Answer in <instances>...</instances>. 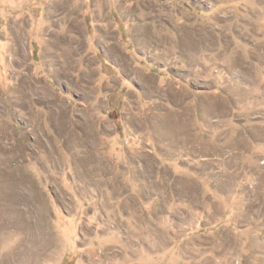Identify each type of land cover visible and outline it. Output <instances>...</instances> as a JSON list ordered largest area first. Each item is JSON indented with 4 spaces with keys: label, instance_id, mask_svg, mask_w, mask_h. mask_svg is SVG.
Instances as JSON below:
<instances>
[{
    "label": "rangeland",
    "instance_id": "374dc122",
    "mask_svg": "<svg viewBox=\"0 0 264 264\" xmlns=\"http://www.w3.org/2000/svg\"><path fill=\"white\" fill-rule=\"evenodd\" d=\"M0 264H264V0H0Z\"/></svg>",
    "mask_w": 264,
    "mask_h": 264
}]
</instances>
